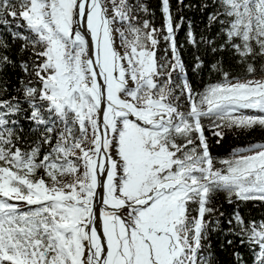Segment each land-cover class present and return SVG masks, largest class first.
<instances>
[{
    "label": "snow or ice",
    "instance_id": "6c2138e0",
    "mask_svg": "<svg viewBox=\"0 0 264 264\" xmlns=\"http://www.w3.org/2000/svg\"><path fill=\"white\" fill-rule=\"evenodd\" d=\"M159 12L161 26L146 0H0V264H221L226 247L264 264V215L243 213L264 208V142L222 159L210 143L264 133V0ZM185 27L216 57L202 89Z\"/></svg>",
    "mask_w": 264,
    "mask_h": 264
},
{
    "label": "trees",
    "instance_id": "16d2710c",
    "mask_svg": "<svg viewBox=\"0 0 264 264\" xmlns=\"http://www.w3.org/2000/svg\"><path fill=\"white\" fill-rule=\"evenodd\" d=\"M146 2L149 4V6L152 8V10L156 13L154 23L157 26L162 25V16L159 12V0H146ZM186 19L190 18L193 22V28L194 31L197 34H200L204 32L205 34L208 33V30L206 28L207 20L205 15L197 12V11H191L186 12ZM187 29L182 28L180 32L178 33V41L184 44L183 49V57L188 65L189 69H191V66L194 62V58L196 55H200L202 59L205 60L206 67L203 72H201L199 75H192V80L194 83V86L198 89H202L204 85H206L209 82H214L218 79V76L214 73H210L208 70L207 65L211 62H214L216 59L215 56H213L211 53H207L204 51L203 48H201L199 51L194 49L191 45L187 44L185 40V33ZM225 64L228 66L231 71L234 73H239L241 70L234 66L233 62L230 60V58L225 55ZM249 142H264V133L262 132H254L251 135H239L236 133L229 134L225 141H223L220 145L215 144V140L213 138H210V143L212 145V152L213 154L218 158H226L232 149L243 146ZM220 205H221V211H224L225 213H229L232 211L231 206H229L221 197L220 199ZM243 213L250 217H259L264 215V208L261 207H252L249 205L247 208L243 209ZM223 240V237H220L219 239L216 237V234L213 236V244L219 245ZM242 251V249H241ZM232 248L226 247L225 250L219 252V258L221 260V264H232V256H231Z\"/></svg>",
    "mask_w": 264,
    "mask_h": 264
}]
</instances>
